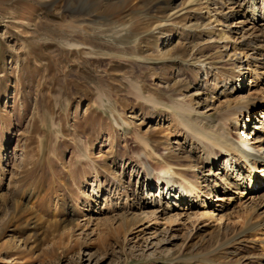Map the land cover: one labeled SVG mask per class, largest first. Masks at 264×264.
Returning a JSON list of instances; mask_svg holds the SVG:
<instances>
[{
  "label": "rangeland",
  "instance_id": "rangeland-1",
  "mask_svg": "<svg viewBox=\"0 0 264 264\" xmlns=\"http://www.w3.org/2000/svg\"><path fill=\"white\" fill-rule=\"evenodd\" d=\"M243 2L0 0V264H264V228L248 230L264 220V190L215 189L182 124L224 118L239 140L248 107L239 125L249 119L264 152V64L229 31ZM258 29L248 40L263 59ZM163 159L210 195L138 208L172 201L164 184L147 188Z\"/></svg>",
  "mask_w": 264,
  "mask_h": 264
},
{
  "label": "bare ground",
  "instance_id": "bare-ground-1",
  "mask_svg": "<svg viewBox=\"0 0 264 264\" xmlns=\"http://www.w3.org/2000/svg\"><path fill=\"white\" fill-rule=\"evenodd\" d=\"M257 1L258 0H250V1L244 0L243 3H239L241 10L233 11L231 13V17L235 19L238 14H241V12L244 11L245 13H248V14L246 16L245 14L244 15L241 14L240 17H245L246 19L245 18L243 20L238 19L235 24L234 23L231 24L232 25L231 27L230 25H225V26L228 28L230 27L229 28L230 33L235 32L236 34L241 35V39H243L242 41L243 43L244 41L245 42L247 41L245 43L246 46H248L251 50L254 51L253 54L255 56L252 57V61L253 60L258 61L259 63L264 64V61H263L264 58L262 59V58H259V56H256V55H263V53H259L256 51L260 48V44H259L260 42L258 43L257 40L256 41L248 40L251 38L250 35L253 33L252 32L248 34V31L254 30V28L256 29V31L258 28L264 29V6L262 5V7L259 8L257 6L259 2ZM260 21H262V24L260 25L261 27H256V25H258ZM250 22L253 23V26L247 29L246 28L247 23H250ZM246 56L248 58H251L249 57V55H246ZM252 61L248 60V65H250V62ZM239 67L242 68V65H240ZM240 82H242V80H240ZM242 85L243 87L240 86V88H237L239 87L238 84L234 87L231 86L232 87L231 91L235 90L234 93L242 92L245 89V85L244 84ZM224 92H226V89L221 91V93H224ZM175 107L177 109L183 108L188 111L193 110L192 105L185 107L182 104H176ZM246 109L248 110L247 111L242 110L239 112V114L237 115V119L234 122V127L236 129L239 130V127H241V129H244L243 131H239L238 133L239 140H237L236 137L231 135V133L229 132L230 124H226V121L224 120V118H220V119L218 118V120L211 119L212 121L207 120V122L205 121L202 123L203 125H199V126L192 125L191 124L192 122L189 120V118H187L188 120H186V118L182 119L183 120L182 124L184 128H186L187 131L191 133V135L193 136L194 142L197 143L198 146H200L201 149L206 152L207 164L210 165L211 171L207 175H205V177H207L205 180L210 182V184L213 183L215 185V189L216 188L218 189L220 187V183L226 186L227 184H229L228 180L233 179L236 181L237 187H241V184H244L245 182H247V184L248 182H250V185L248 184L249 185L248 189H250V192L257 193V192H260L261 190H264V183L261 181L262 178L255 177V174L257 173L255 171L259 170V166L262 167V170L260 171L264 173V158L262 155H260L263 152V148H261L263 147L261 146L263 145L261 144L262 141L255 138L253 143L249 142V139L253 140V138H249L246 136L247 128H248L247 122L249 119L246 121L245 125L244 124L239 125V121H240L239 115L242 116L243 112L244 113L247 112L249 116L251 115V110L249 112V108L247 107ZM179 113L181 112L179 111ZM179 113L178 115L181 118L184 117L183 115L185 114L180 115ZM223 159H225V161H224V165L222 164L223 165L222 168H220L219 171H217L216 173L215 172L213 173L212 170ZM163 160L165 161H163V164H161V167L158 168V171L154 169L150 171L151 172L150 180L147 181L148 183L147 188H152L153 186H159V185L164 184L167 187V191L166 193L165 192L163 193L164 195H169L168 198L171 199L172 201L167 200L164 205L163 202H161L160 204L157 200L153 199V197L151 196H143L142 198L143 202H139L140 205L137 206L138 208H141L143 205H154L155 208H154V211H152V214H156L157 210L160 208H162V210L160 209L162 211V214H167L168 211H172L173 209H182L187 205L191 206L192 204H195V201H192L189 199L197 198V200H200L198 198H203L202 197L203 195H201V193L210 195L211 192L209 193L205 191L204 189L200 188L199 187L200 185H197L189 181V180L195 181V179L190 178L189 175L184 176L183 174H179L175 172L173 169H169L171 167L170 163H167L166 159H163ZM148 169H151V168L148 167ZM243 169L247 171L248 173L247 175H245V173L242 172ZM235 170H237L238 173L235 174ZM213 177H216V179L212 180ZM176 178H179L180 180H177ZM242 180H244L245 182H243ZM245 185L242 187L243 189L246 188L245 190H247V187ZM205 186H209V184L208 185L206 184ZM165 200L166 199H164V201ZM175 201L177 204L173 203ZM171 203L173 204L172 206H170ZM134 216L136 217H132L130 219L135 220L140 215L135 214ZM119 218H121L120 219L121 222H124V223L129 220L127 214H122L119 216ZM257 228H264V220H262L261 224L252 225L251 227L248 228V230L253 231V230H256ZM245 231L247 232V230ZM235 240L236 239H232L230 243L234 242ZM227 244H229V242ZM236 263L237 264H251L249 257H239L237 258Z\"/></svg>",
  "mask_w": 264,
  "mask_h": 264
}]
</instances>
